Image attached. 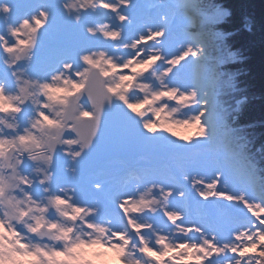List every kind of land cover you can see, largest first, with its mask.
Returning <instances> with one entry per match:
<instances>
[{"label": "snow or ice", "instance_id": "snow-or-ice-1", "mask_svg": "<svg viewBox=\"0 0 264 264\" xmlns=\"http://www.w3.org/2000/svg\"><path fill=\"white\" fill-rule=\"evenodd\" d=\"M161 5L0 0V264H264V171L220 99L235 54L204 36L221 13Z\"/></svg>", "mask_w": 264, "mask_h": 264}, {"label": "trees", "instance_id": "trees-1", "mask_svg": "<svg viewBox=\"0 0 264 264\" xmlns=\"http://www.w3.org/2000/svg\"><path fill=\"white\" fill-rule=\"evenodd\" d=\"M217 4L228 15L214 25L219 33H207L216 34L208 44L209 55L235 54L220 65V71L231 74L233 85L220 99L229 108L230 125L244 138L250 161L264 171V0H200L205 11Z\"/></svg>", "mask_w": 264, "mask_h": 264}, {"label": "rangeland", "instance_id": "rangeland-1", "mask_svg": "<svg viewBox=\"0 0 264 264\" xmlns=\"http://www.w3.org/2000/svg\"><path fill=\"white\" fill-rule=\"evenodd\" d=\"M165 3L168 2V0H164ZM139 3V9H138V17L139 19H141L142 21L148 22V23H159V13L161 11H165L166 9H164L161 5V0H138ZM197 3L200 5V0H197ZM201 6V5H200ZM217 8L219 10V12L221 13V15L219 16V18L213 23L208 25L207 30L210 33V31L214 30V25L223 21L225 19V17L228 15V11L222 7L221 5L217 4L215 6H213L211 9ZM189 15H193V13L191 12V10H189ZM151 16V17H149ZM170 23H171V27L174 29V26L178 25L179 28L175 29L177 30L176 33L172 32V35L169 39V45H170V50L175 52L178 49L181 48L183 41H184V29L182 26H180V24H183V26H185L184 23L181 22L180 16L177 15L175 17L170 16ZM200 25V17H196V23L193 25H188L187 26V31H191V30H195V29H199ZM212 29V30H211ZM215 32H218V30H216ZM178 34V35H177ZM184 47H186V44H183ZM185 74L188 77V80L190 83H196V66L193 64V66H189V67H185ZM183 111V109H182ZM178 133L180 134H187V130L182 129V128H176L175 129ZM145 158L144 157V161L145 162ZM195 208V207H194ZM193 208V215L195 218H197L200 215L199 211H195ZM113 264H116V262H113Z\"/></svg>", "mask_w": 264, "mask_h": 264}]
</instances>
